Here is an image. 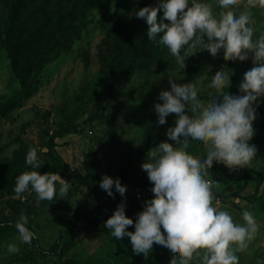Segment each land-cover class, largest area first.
<instances>
[{"label":"rangeland","instance_id":"374dc122","mask_svg":"<svg viewBox=\"0 0 264 264\" xmlns=\"http://www.w3.org/2000/svg\"><path fill=\"white\" fill-rule=\"evenodd\" d=\"M143 1L89 0L73 43L52 51L44 68L32 74L29 97L22 92L6 46L0 42V105L8 106L6 115L0 113V149L4 148L0 160L18 159L22 173L31 171L25 160L29 149L35 148L42 163L37 171L41 175L57 173L71 184L66 198L41 201L38 205L36 194L31 191L22 194V198H15V194L0 197V264H69V261L74 264H170L171 258L166 253H158L153 248L147 257L137 255L132 251L129 237L116 240L111 235L104 225L115 210L99 183L105 175L117 179L131 163L128 178L134 183L122 184L126 186V193L122 197L117 192L116 201L125 205L140 193L142 202L133 215L137 219L145 202L154 198L151 191L154 185L142 164L147 161L149 150L159 143H175L166 133L175 127L177 116L170 114L164 125H158L154 109L156 103H163L160 92L171 89L169 78L178 84L194 82L199 99L207 103L216 95L211 78L217 71L224 70L230 76L229 94L241 95L239 85L244 73L254 65L251 57L243 62L225 61L223 51L213 57L202 50L188 57L182 69L168 49L159 45L163 53L150 69L114 79L111 97L101 73L100 51L113 19L117 16L132 19ZM204 2L212 4L214 12L221 11L217 0ZM9 8L7 4H0V33L7 30ZM249 10L255 21L254 39H257L264 34V8ZM257 103H261L262 109L256 107L255 135L249 142L257 148L251 167L230 172L223 164L214 162L207 177L217 181L212 189L216 208L227 210L241 224L244 223L242 213L248 210L259 225V234L248 252L237 253L239 264H264V97ZM71 124L78 130L57 138L56 152L72 170L87 177L90 186L66 177L49 156L51 137L62 126ZM188 151L196 157L205 154L196 141L191 142ZM260 182L263 183L258 190ZM12 183L14 188L15 181ZM22 213L28 218L26 227L36 234L31 244L21 243L19 233L12 226ZM128 231L134 232L130 228ZM62 232H71L61 242L62 257L43 253L41 249L50 250ZM12 243L19 248L18 253L7 251Z\"/></svg>","mask_w":264,"mask_h":264},{"label":"clouds","instance_id":"9594fccd","mask_svg":"<svg viewBox=\"0 0 264 264\" xmlns=\"http://www.w3.org/2000/svg\"><path fill=\"white\" fill-rule=\"evenodd\" d=\"M217 4L221 9L218 13L204 0H159L156 7L134 12L146 21L148 40L166 47L182 69L188 57L202 50L213 57L223 51L225 61L243 62L251 57L254 65L244 73L239 85L241 95L229 94L230 76L221 70L211 78L216 95L207 103L199 99L194 82L178 84L169 78L171 89L161 91L159 99L163 103L154 105L158 125H164L170 114L177 116L175 127L166 133L175 143H159L149 150L142 164L154 185V198L145 202L135 222L126 216L124 203L119 204L104 226L116 240L129 237L137 255L147 257L154 244L169 249L170 264H239L237 253L248 252L259 234L252 212L243 211L241 224L227 210L213 205L212 189L217 181L207 177L214 162L232 172L250 168L256 159L257 148L249 142L255 135L257 102L264 97V34L254 39L255 21L249 9L264 8V0H217ZM161 10L162 17L158 16ZM193 141L203 147V157L189 153ZM25 163L33 170L16 176L15 198L31 191L38 205L68 196V181L57 173L41 175L37 171L42 163L35 148L29 149ZM99 186L113 199V188L122 197L126 193L119 178L105 175ZM27 223L22 213L15 228L20 242L31 244L36 234L26 227ZM133 225L135 231H128ZM7 251L15 254L19 248L12 243Z\"/></svg>","mask_w":264,"mask_h":264},{"label":"trees","instance_id":"16d2710c","mask_svg":"<svg viewBox=\"0 0 264 264\" xmlns=\"http://www.w3.org/2000/svg\"><path fill=\"white\" fill-rule=\"evenodd\" d=\"M89 0H0V4H7L9 16L7 30L0 33V42L5 44L11 62V68L18 79L21 90L26 97L31 95L30 79L32 74L40 72L49 54L58 48L69 47L74 40L77 25L83 21ZM159 0H144L141 8L149 6L156 7ZM163 16V11L158 14ZM148 25L145 20L135 15L130 20L115 17L110 29L106 33L103 47L100 51L101 73L108 83L111 93L114 92V79L120 75L131 76L138 71L150 69L156 60L162 55L160 46L148 40ZM258 107L262 109L261 103ZM8 106L0 105V113L6 115ZM78 127L71 124L62 126L49 141V156L56 166L68 178H74L90 186L89 179L83 176L78 170H72L70 166L56 152V139L64 134L75 132ZM4 148L0 149V153ZM22 165L20 161L0 160V197L8 194H15L13 181L21 174ZM132 170V164L126 166V172L118 178L121 184L134 183L128 174ZM1 180L5 183L1 184ZM263 182L258 185V190ZM146 182L142 183L145 185ZM113 199L106 196L109 204L116 210L119 205L116 201L117 192L113 188ZM239 197V194H235ZM253 197H249L252 199ZM142 202L136 196L125 204V214L134 222V215ZM91 225V224H90ZM15 232V223H12ZM90 227V226H89ZM135 231L134 225L129 227ZM163 232V228L161 227ZM71 232H62L58 242L50 250L41 251L45 254L62 257L64 250H60L64 237ZM156 252L166 253L172 258L169 249L153 245ZM69 261V264H74Z\"/></svg>","mask_w":264,"mask_h":264},{"label":"built area","instance_id":"2783aa9c","mask_svg":"<svg viewBox=\"0 0 264 264\" xmlns=\"http://www.w3.org/2000/svg\"><path fill=\"white\" fill-rule=\"evenodd\" d=\"M137 199H141L142 195L140 193L136 194ZM133 218H135V216H133Z\"/></svg>","mask_w":264,"mask_h":264}]
</instances>
